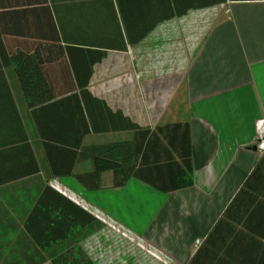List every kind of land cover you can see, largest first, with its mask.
Wrapping results in <instances>:
<instances>
[{"label":"crops","instance_id":"obj_1","mask_svg":"<svg viewBox=\"0 0 264 264\" xmlns=\"http://www.w3.org/2000/svg\"><path fill=\"white\" fill-rule=\"evenodd\" d=\"M167 1L187 13L163 19L162 0H0V264H51L27 227L47 187L79 195L86 210L103 200L169 264L195 256L198 264H264L261 236L213 231L255 170L252 208L264 210V153L255 148L264 0ZM146 32L128 43L127 34ZM20 54L40 83L34 98L53 100L30 105L14 63ZM82 114L91 130L83 140ZM129 122L189 126L191 188L160 193L136 179L113 187L104 172L100 189H85L75 177L92 172L93 161L82 160V146L131 140ZM76 145L73 176H55Z\"/></svg>","mask_w":264,"mask_h":264},{"label":"trees","instance_id":"obj_2","mask_svg":"<svg viewBox=\"0 0 264 264\" xmlns=\"http://www.w3.org/2000/svg\"><path fill=\"white\" fill-rule=\"evenodd\" d=\"M162 1L163 19L183 16L187 13V8L174 9L171 1ZM198 1H194V8L247 0H208L203 3ZM147 34V32L129 33L126 36L128 43L135 45ZM126 46L127 43L123 40V47L120 50H125ZM14 63L24 95L31 106L53 100L52 97L34 98L33 93L40 83L34 80L35 74L28 71V63L24 55L15 56ZM82 119L85 123L81 130L83 140L91 130L83 114ZM182 127L184 130H180ZM128 130L134 132L133 138L129 141L82 146L80 155L82 160L93 161L92 172L75 177L85 189H100V178L104 172L113 173V187H123L130 179H136L160 193H171L194 185L188 125H166L152 131L129 122ZM80 147L79 145L74 147L76 152L70 150L69 167L64 170L55 168V176H73V166L79 158L77 151ZM66 150L69 151V149ZM254 178H256V170L243 183L213 231L221 227L232 233L237 231L234 232L236 237L242 233L246 237L264 238V210L252 208V200H255L257 196ZM257 215H259L258 218ZM27 227L33 234L35 242L49 254L51 264H95L80 245L89 236L101 230L102 223L91 212L66 195L47 187L28 217ZM196 261L195 256L190 264H198Z\"/></svg>","mask_w":264,"mask_h":264},{"label":"rangeland","instance_id":"obj_3","mask_svg":"<svg viewBox=\"0 0 264 264\" xmlns=\"http://www.w3.org/2000/svg\"><path fill=\"white\" fill-rule=\"evenodd\" d=\"M56 188L58 187L56 186ZM65 194L75 203L82 204L78 198L80 197L79 195L70 192H66ZM122 202L125 203L126 201L122 200ZM96 206V208H92V206L88 207V205H84V207L101 221L102 229L89 236L80 245L95 264L171 263V260H173L172 257H169L165 252L159 251L163 254L161 256L159 252L151 248L153 245L148 244V242L145 243L143 238L140 239L138 236L128 233L127 231L129 230L124 225L125 221L123 217L118 215L115 208L111 210V214L106 212L103 200H99ZM134 210L136 211V209ZM140 213L145 215L144 211ZM139 219L143 218L139 216ZM135 228L138 229L136 224Z\"/></svg>","mask_w":264,"mask_h":264},{"label":"built area","instance_id":"obj_4","mask_svg":"<svg viewBox=\"0 0 264 264\" xmlns=\"http://www.w3.org/2000/svg\"><path fill=\"white\" fill-rule=\"evenodd\" d=\"M256 149L263 153L264 152V119H259L256 122ZM60 191V189L57 188ZM65 194V193H63ZM66 195V194H65ZM71 199V198H70ZM72 200V199H71Z\"/></svg>","mask_w":264,"mask_h":264},{"label":"bare ground","instance_id":"obj_5","mask_svg":"<svg viewBox=\"0 0 264 264\" xmlns=\"http://www.w3.org/2000/svg\"><path fill=\"white\" fill-rule=\"evenodd\" d=\"M185 52H186V50H185ZM187 68V67H186ZM177 73V72H176ZM123 74V73H122ZM137 74V73H136ZM120 76V75H119ZM166 76V75H165ZM140 87V86H139ZM141 94V93H140ZM168 103V102H167ZM255 148H256V145H255ZM258 151V150H257ZM264 153V152H263Z\"/></svg>","mask_w":264,"mask_h":264}]
</instances>
